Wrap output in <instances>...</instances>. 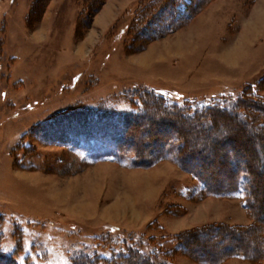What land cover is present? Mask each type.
<instances>
[{
	"label": "rangeland",
	"instance_id": "374dc122",
	"mask_svg": "<svg viewBox=\"0 0 264 264\" xmlns=\"http://www.w3.org/2000/svg\"><path fill=\"white\" fill-rule=\"evenodd\" d=\"M153 1L0 0V248L7 256L17 248V264H71L82 254L110 258L150 238L144 254L170 251L166 264H201L178 250L175 236L253 225L241 195L201 196L198 183L170 161L140 169L101 156L111 139H102L98 128L116 131L107 120L96 125L95 116L134 112L130 92L150 91L179 106H228L263 80L264 0H212L180 24L184 4H178L174 31L132 43L129 25L141 10L158 11L162 5ZM168 26L161 21L143 35ZM257 94L264 97V90ZM74 112L88 117L50 124ZM152 121L147 124L155 128ZM225 122L230 127L198 130L174 120L155 130L171 137L181 128L195 145L219 135L215 148L201 154L212 171L228 157L264 163L259 125ZM150 134L141 129L135 137L151 144ZM232 146L237 154L229 153ZM255 172L262 219L264 168ZM208 247L219 254L215 244ZM222 264L264 262L234 257Z\"/></svg>",
	"mask_w": 264,
	"mask_h": 264
},
{
	"label": "trees",
	"instance_id": "16d2710c",
	"mask_svg": "<svg viewBox=\"0 0 264 264\" xmlns=\"http://www.w3.org/2000/svg\"><path fill=\"white\" fill-rule=\"evenodd\" d=\"M211 1L190 0L189 3H185L184 0L153 1L162 6L152 16L145 14V10H141L139 14H136L133 22L129 25L127 36L132 43L148 42L161 38L178 27L175 22L176 6L178 4H184V12L181 15L179 12L177 13L176 21L177 24H180L188 22L194 14L198 13L202 7ZM161 21L163 25L169 26L159 28V34L143 35L151 25ZM258 89L264 90V77L262 81H259V86L255 84L248 91H243L228 106L215 103L201 107L188 104L183 106L173 105L169 104L164 97L153 92L133 91L127 94V101L134 112L108 113L101 111L95 116L96 125H101L103 121L107 120V124L109 123L107 126L110 128L114 126L116 131L114 134H106L101 128H98L102 139L106 136L111 139L109 148L102 150L101 156L110 158L120 164L125 163L128 168L140 169L170 161L199 184L201 196L216 198L242 196L245 212L253 223L250 228L229 227L222 224L198 228L197 233L206 235L200 238L190 233L175 236L178 250L198 263L222 264L234 257L251 263L264 262V215L262 219L257 217V208L254 204L257 193L255 178L260 176L255 172V168L259 165L264 168V163L258 164L259 162L254 160V156L248 159L244 157L240 162L228 157L227 160L222 159L220 163H217V170L212 171L209 169L211 165L208 164L206 157L204 158L201 154L208 149L213 150L215 148L217 139L218 142L220 139L219 135L212 141L206 140L195 145L192 139H187L190 135L188 132L186 133V130L177 128L171 137H168L165 134H159V131L155 129L158 124L160 126L162 124L168 125L169 122L175 120L184 124L192 122L195 126H192L194 129L213 130L216 125L230 127V122L225 121L227 118H233L242 125H247L248 121L257 124L260 131L264 132V97L257 94ZM78 116L88 117V115L74 112L67 116H61V118L53 120L50 124L56 125L63 120H67V118V121H69L70 118ZM150 120H154L152 122L155 124V128L147 124ZM112 123L114 125H111ZM141 129L151 132V144L142 142V139L135 137ZM233 150L236 154L238 153V149L234 147L229 150V153L231 154ZM224 168L228 169L225 173H223ZM205 231H212L215 235L209 236ZM247 232L250 235L246 240L244 236ZM235 235H239L236 243L233 242ZM2 240L3 234L0 229V246ZM152 240L153 238H150V241ZM150 241H138L137 245L130 242V244L135 245L120 250L118 253H112L110 258L95 254H82L73 257L70 262L71 264H166L164 261L169 260L172 255L170 251L157 250L153 252L155 256H148L141 252L144 245L146 246ZM210 244L219 247L218 255L212 247H208ZM254 244H259V246H257V249L252 250ZM250 245L252 247L249 248ZM18 254L17 248L15 253L10 256L5 255L0 248V264H17L16 256ZM160 256H162L164 263L157 262L152 258H159Z\"/></svg>",
	"mask_w": 264,
	"mask_h": 264
},
{
	"label": "crops",
	"instance_id": "0c3cea01",
	"mask_svg": "<svg viewBox=\"0 0 264 264\" xmlns=\"http://www.w3.org/2000/svg\"><path fill=\"white\" fill-rule=\"evenodd\" d=\"M107 163V162H106ZM110 163V162H109ZM113 163V162H112ZM115 165H117L116 163H114ZM117 166H119V165H117ZM191 180H193L189 175H187ZM193 181H195V180H193ZM198 187H199V184H198ZM199 191H200V187H199ZM200 193V192H199ZM189 200H191L190 199V197L188 198Z\"/></svg>",
	"mask_w": 264,
	"mask_h": 264
},
{
	"label": "bare ground",
	"instance_id": "6f19581e",
	"mask_svg": "<svg viewBox=\"0 0 264 264\" xmlns=\"http://www.w3.org/2000/svg\"><path fill=\"white\" fill-rule=\"evenodd\" d=\"M122 203H123V202H122ZM117 204H118V203H117ZM114 206H115V205H114ZM116 206H117V205H116ZM116 206H115V207H116ZM112 207H113V206H112ZM117 207H118V206H117Z\"/></svg>",
	"mask_w": 264,
	"mask_h": 264
}]
</instances>
